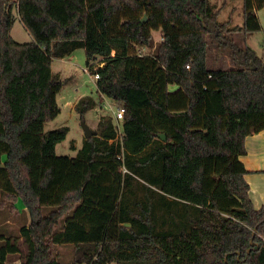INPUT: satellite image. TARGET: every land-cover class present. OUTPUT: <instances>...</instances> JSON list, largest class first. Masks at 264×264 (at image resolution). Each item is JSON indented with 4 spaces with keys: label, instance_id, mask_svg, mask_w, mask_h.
<instances>
[{
    "label": "trees",
    "instance_id": "obj_1",
    "mask_svg": "<svg viewBox=\"0 0 264 264\" xmlns=\"http://www.w3.org/2000/svg\"><path fill=\"white\" fill-rule=\"evenodd\" d=\"M14 10L32 42L13 39ZM262 10L243 0L234 27L211 0H0V264L21 243L19 264H264V206L241 160L264 131V45L247 43ZM212 47L240 68L210 70ZM78 50L125 115L121 134L102 116L73 158L56 153L70 129L45 127L61 112L53 60ZM19 200L29 223L15 233Z\"/></svg>",
    "mask_w": 264,
    "mask_h": 264
},
{
    "label": "rangeland",
    "instance_id": "obj_2",
    "mask_svg": "<svg viewBox=\"0 0 264 264\" xmlns=\"http://www.w3.org/2000/svg\"><path fill=\"white\" fill-rule=\"evenodd\" d=\"M211 3L220 11V16L218 18L220 23H224L232 18L234 21V27L243 25V0H211ZM261 14L264 16V11H262ZM14 15L15 24L12 31L13 39L19 43L32 42L33 38L21 23L17 10H14ZM241 36V34H236L234 38H239L240 40ZM261 37L260 34L250 36L247 41L249 47L259 51L258 42ZM153 38L154 48L144 49L142 50V54L153 52L155 47L163 40L162 33L154 32ZM222 51L227 52V49L223 50V48H221V51L220 49H214V47L210 49L207 61L208 68L210 70L225 71L239 69L240 66L228 55L230 52L221 54L220 52ZM86 61L85 50H78L71 57L53 60L52 71L54 74L60 76L64 85L57 97V104L61 112L54 121H51L46 125L45 132H50L62 127H68L70 129L66 140L56 147V153L59 156H70L74 158L78 155L79 151L83 148L86 139L83 124H86L90 129L96 131L99 120L102 116L112 115L116 120L115 114L118 105L111 99L100 95L96 85L97 80L87 72ZM88 96L92 97L98 106L82 118V116L75 110V106L80 98ZM116 123L117 125L119 123L118 129L121 134V122L116 120ZM17 208L23 209V203L21 200L17 202ZM24 216H26V214L21 215L19 211L17 213H12V219L10 220L9 225H7L9 226V230L18 233L23 224H28V217L26 216L25 218ZM21 248L23 250L22 254L11 257V261L16 262L17 264L21 263V256L25 257L27 254L28 247L21 243ZM58 250L63 255L61 256L62 259L69 257V249L60 247Z\"/></svg>",
    "mask_w": 264,
    "mask_h": 264
},
{
    "label": "crops",
    "instance_id": "obj_3",
    "mask_svg": "<svg viewBox=\"0 0 264 264\" xmlns=\"http://www.w3.org/2000/svg\"><path fill=\"white\" fill-rule=\"evenodd\" d=\"M262 11L259 12V17L264 28V16L261 14ZM226 22H231L233 25L234 21L232 18H230ZM259 34L262 36L258 42V52L260 53L262 46L264 45V33ZM75 53H73L71 56H73ZM173 89H175V87ZM101 96L103 97V95ZM244 149L245 155L241 157V160L249 172L246 180L250 185V197L254 207L256 209H261L264 206V131L259 134L246 137L244 141ZM17 211H19L21 215L26 214L28 217L24 207L23 209H17ZM26 216L24 217L26 218ZM9 223L10 222H8V224Z\"/></svg>",
    "mask_w": 264,
    "mask_h": 264
},
{
    "label": "water",
    "instance_id": "obj_4",
    "mask_svg": "<svg viewBox=\"0 0 264 264\" xmlns=\"http://www.w3.org/2000/svg\"><path fill=\"white\" fill-rule=\"evenodd\" d=\"M143 22H146V17L144 18ZM83 129H84V132H85V137L86 139H90L94 136L97 135V132L90 129L89 126H87L86 124H83ZM161 138H163V140H166V137L163 135L161 136Z\"/></svg>",
    "mask_w": 264,
    "mask_h": 264
},
{
    "label": "built area",
    "instance_id": "obj_5",
    "mask_svg": "<svg viewBox=\"0 0 264 264\" xmlns=\"http://www.w3.org/2000/svg\"><path fill=\"white\" fill-rule=\"evenodd\" d=\"M87 72H89L88 71V68H87ZM90 73V72H89ZM95 77V79L96 80H98L99 79V76L97 75V76H94ZM124 115H125V109L124 108H118L117 109V112H116V114H115V118H116V120L118 121V122H121L123 119H124Z\"/></svg>",
    "mask_w": 264,
    "mask_h": 264
}]
</instances>
